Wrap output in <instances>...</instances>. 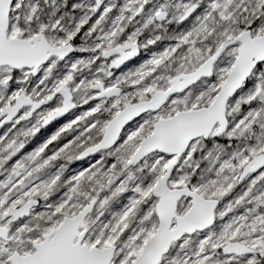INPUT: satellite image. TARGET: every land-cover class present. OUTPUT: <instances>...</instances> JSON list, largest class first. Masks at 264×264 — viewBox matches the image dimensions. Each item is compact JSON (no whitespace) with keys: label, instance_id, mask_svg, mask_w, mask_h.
Here are the masks:
<instances>
[{"label":"snow or ice","instance_id":"6c2138e0","mask_svg":"<svg viewBox=\"0 0 264 264\" xmlns=\"http://www.w3.org/2000/svg\"><path fill=\"white\" fill-rule=\"evenodd\" d=\"M0 264H264V0H0Z\"/></svg>","mask_w":264,"mask_h":264}]
</instances>
